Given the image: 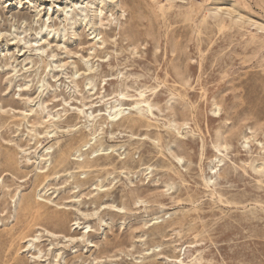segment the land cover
Masks as SVG:
<instances>
[{"label": "rangeland", "instance_id": "374dc122", "mask_svg": "<svg viewBox=\"0 0 264 264\" xmlns=\"http://www.w3.org/2000/svg\"><path fill=\"white\" fill-rule=\"evenodd\" d=\"M0 264H264V0H0Z\"/></svg>", "mask_w": 264, "mask_h": 264}, {"label": "bare ground", "instance_id": "6f19581e", "mask_svg": "<svg viewBox=\"0 0 264 264\" xmlns=\"http://www.w3.org/2000/svg\"><path fill=\"white\" fill-rule=\"evenodd\" d=\"M53 53V52H52ZM41 56V55H40ZM52 57L54 56V55H51ZM43 57V56H42ZM54 58V57H53ZM39 61V60H38ZM61 64V63H60ZM46 66V65H45ZM43 67V66H42ZM61 67V66H60ZM49 68V67H48ZM53 69V68H52ZM54 71V70H53ZM44 73H45V68H44V71H43ZM52 73V72H51ZM78 74V73H77ZM44 75V74H43ZM44 82V81H43ZM73 83V82H72ZM141 98H143V97H141ZM142 103V102H141ZM43 104V103H42ZM136 104V106H138V104L137 103H135ZM142 105V104H141ZM143 105H145L146 107H147V111H148V114H149V116H152V105L151 104H149L148 102H144V104ZM142 105V106H143ZM117 106L118 105H114V106H112V107H110L111 109L109 110V115H108V122L109 123H111V124H113V123H115V122H118L119 120H122V115H124L123 113H122V109L121 108H117ZM134 107H136L135 105H133ZM132 106V107H133ZM85 108V107H84ZM129 110H131V109H129ZM85 111L86 110H82V109H79V110H77V112H78V115H81V116H83V115H85V117L87 118L86 119V121L85 122H87V124H88V126L90 127V123L91 122H93L94 121V118L95 117H93L92 116V114H89L88 116L86 115V113H85ZM136 111V110H135ZM134 111V112H135ZM137 111L138 112H136V113H138V115L140 116V118L139 119H132V120H130V123H129V128H134V127H140V124H141V121H142V119L141 118H143V117H145V116H142V114H141V111L139 110V109H137ZM31 112V111H30ZM33 113V112H32ZM142 113H144V111L142 112ZM145 114V113H144ZM143 114V115H144ZM33 115H35V113L33 114ZM3 116V115H2ZM38 116H39V114H38ZM137 116V115H136ZM148 116V115H147ZM147 116H146V118H147ZM5 117V116H4ZM50 116H49V114L46 116V117H44V118H49ZM58 117V116H57ZM2 118V117H1ZM127 119L128 118H126V121H127ZM35 121H34V124H42L40 121L42 120V118H36V119H34ZM59 120H60V117H59ZM66 121H68L67 119H66ZM72 123V122H71ZM72 125V124H71ZM66 126H68V125H66ZM65 126V127H66ZM173 126H175V125H173ZM176 127V126H175ZM174 127V128H175ZM72 128V127H71ZM69 129V128H68ZM176 129V128H175ZM73 131V129L72 130H70L69 132L67 131V133H70L71 132V134L73 133L72 132ZM74 131H76L75 129H74ZM74 135H75V133H73ZM79 134H80V136L81 135H83V133L82 132H79ZM92 134V133H91ZM75 136H77V135H75ZM71 137V136H70ZM94 139V137H92V139L91 140H93ZM75 139L74 138H71V141H74ZM88 143V142H87ZM70 145V144H69ZM85 146H86V144H85ZM84 146V147H85ZM64 148V147H63ZM216 150H218L219 151V149L217 148ZM173 156V159L177 162V163H179V162H181V158L180 157H178V156H175V155H172ZM59 165H60V162H59ZM12 167V166H11ZM254 169V168H253ZM27 204V203H26ZM28 205H29V203H28ZM157 220V219H156ZM57 229V228H56ZM164 229V228H163ZM153 231H155V230H153ZM154 233V232H153ZM73 240V239H72Z\"/></svg>", "mask_w": 264, "mask_h": 264}]
</instances>
